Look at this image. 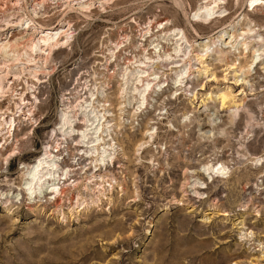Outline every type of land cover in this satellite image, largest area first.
I'll return each mask as SVG.
<instances>
[{"label":"rangeland","instance_id":"1","mask_svg":"<svg viewBox=\"0 0 264 264\" xmlns=\"http://www.w3.org/2000/svg\"><path fill=\"white\" fill-rule=\"evenodd\" d=\"M182 1L187 18L170 0H121L112 10H94L86 20L69 14L74 22L80 21L74 40L70 49L53 56L59 66L55 73L40 76L41 84L33 82L42 117L30 139L18 141L22 153L0 170V189L19 186L18 163L31 161L40 150L56 122L61 94L70 92L74 80L83 79L81 73L91 71L93 63L103 62L97 55L115 25H125L131 16L172 21L184 31L193 56L204 47L208 51L203 62L194 57L193 73L180 94L173 97L167 88L138 121L124 122L116 141L126 158L119 157L114 167L107 168L124 191L115 190L111 203L102 200L99 206L71 216L65 211L64 220L41 208L31 211L21 203L24 194L19 202L16 199L7 209L0 208V264H264V164H249L250 156H264V55L249 72L248 67L243 72L226 70L232 62L245 67L251 59L252 52L229 54L224 48L229 40L216 34L221 24L243 18L244 0H227L230 15L222 22L193 25L200 36H207L204 41L190 25L199 0ZM58 16L43 25L56 24ZM249 21L264 38V6L246 15L233 30L244 29ZM155 75L171 84L166 67L156 69ZM116 91L113 81L110 92L115 99L111 101L118 122ZM221 94L240 106L231 103L222 108ZM147 124L157 129V136L139 162L134 146ZM243 153L245 157L240 156ZM150 159L155 160L154 166L146 164ZM219 160L227 162L228 177L212 182L198 174L206 186L201 190L203 198L190 192L183 196L185 168L197 171L202 163ZM16 204L20 205L15 209Z\"/></svg>","mask_w":264,"mask_h":264},{"label":"bare ground","instance_id":"2","mask_svg":"<svg viewBox=\"0 0 264 264\" xmlns=\"http://www.w3.org/2000/svg\"><path fill=\"white\" fill-rule=\"evenodd\" d=\"M119 1L0 0V170L22 153L18 141L30 139L42 117L36 93L38 87L33 82L41 84L40 76L54 74L59 66L54 64L53 56L56 52L70 49L79 20L77 18L74 22L69 14L76 13L84 20L90 19L94 10H112ZM170 1L184 13L182 0ZM244 1L247 10L243 18L240 17L235 25L221 24L216 34H221V40H229L224 42L229 54L245 56L252 52L251 59L245 67L232 62L226 66V70L238 68L243 72L248 67L246 71L249 72L250 67H256L264 55V38L253 21H249L242 30H233L236 25L240 26L246 15L264 6V0ZM228 6L227 0H199L190 21L191 27H206L224 21L230 15ZM62 7L63 10L57 11ZM58 13L56 24L43 25L42 22L53 19ZM184 16L188 17L186 13ZM115 26L107 36V43L101 44V51L98 52L97 57L102 58L103 62L93 63L91 71L81 73L85 74L83 79L79 77L74 80L70 92L61 94L56 122L45 134L41 152L32 161L18 163L21 176L19 186H14V190L9 187L7 190L0 189L1 209L15 204L16 199V203L19 202L24 194L25 201L21 203L24 202L31 211L35 207L41 208L51 215L53 212L56 213L54 215L59 214L57 216L64 220L65 211L71 216L91 206H99L102 200L111 203L110 196L115 190L121 194L124 191L120 181L107 170L114 167L119 157L126 158L116 141L124 122L138 121L140 114L148 112L147 108H154L153 101L159 100L167 88L173 97L180 94L185 80L193 73L190 72L192 61L196 58L203 62L208 51L204 47L193 56L184 31L176 28L172 21L165 20L163 23L131 16L125 25ZM193 31L201 41L207 38L200 36L194 28ZM159 67H166L170 71L171 84L166 82L167 79L162 80L155 75ZM113 81L117 87L118 122L113 115L111 101L115 99L110 92ZM237 82L239 80H235ZM219 100L222 108L234 102L226 94H221ZM233 106L236 104L233 103ZM236 115L237 111L233 117ZM157 121L152 124H157ZM149 125L134 146L135 159L139 162L143 150L150 147L157 136V129ZM169 128L173 129L174 126L170 124ZM240 156L245 157L244 153ZM149 161L146 164L154 166L155 160ZM249 164L263 166L264 156H250ZM229 169L227 162L222 160L215 163L206 161L197 171L185 168L181 193L187 196L190 192L192 196L202 199L204 193L201 190L206 186L198 174L213 182L214 178L226 179ZM75 176L78 179L71 181ZM79 185L81 189H78ZM20 204H16L15 209Z\"/></svg>","mask_w":264,"mask_h":264},{"label":"built area","instance_id":"3","mask_svg":"<svg viewBox=\"0 0 264 264\" xmlns=\"http://www.w3.org/2000/svg\"><path fill=\"white\" fill-rule=\"evenodd\" d=\"M41 149H42V145H41L40 150L36 152V156L41 152ZM36 156H35L34 158H36ZM34 158H33L32 160H34ZM32 160H31V161H32ZM80 162H81V160H80ZM86 163H87V162H86Z\"/></svg>","mask_w":264,"mask_h":264}]
</instances>
